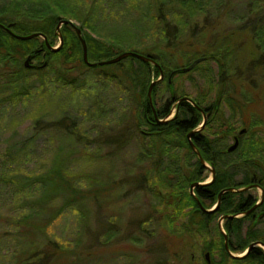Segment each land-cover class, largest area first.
Returning <instances> with one entry per match:
<instances>
[{"label":"rangeland","instance_id":"374dc122","mask_svg":"<svg viewBox=\"0 0 264 264\" xmlns=\"http://www.w3.org/2000/svg\"><path fill=\"white\" fill-rule=\"evenodd\" d=\"M18 1L20 2L16 1V4L21 5V8L24 3L29 4L27 0ZM80 1L92 3L93 20L92 17L89 19L91 25L96 26L102 35L108 34V39L114 43L112 45H118L119 39H123L119 48H113L114 54L131 49L146 54L147 49L150 54L156 55L155 49H158L164 53L162 58L169 64V70L186 65L199 54L197 51L208 52L212 49L211 36L217 35L218 38L219 34L228 33L229 29L239 23L238 17L245 13V8L251 5L250 0H229L228 4H221V0H199L200 4L194 11L198 12L194 17L196 26L191 34L182 30L177 45L166 47L163 36L159 33V26L152 19L151 0H77L75 5ZM9 4V0H0V19L5 20L9 16ZM22 11L16 12L19 21L25 20ZM204 17H208L209 27L201 29ZM71 20L75 25H80L78 21ZM82 29L84 33L98 38L93 28ZM230 40L239 44L245 40V36L236 32ZM57 42V36L54 35L49 44L56 45ZM150 47L154 50H150ZM246 48V45H241L235 57L237 61L231 67H236L241 74H232L229 69L227 77L230 83L226 81L225 86L232 87L236 92L246 90L250 100L240 112L233 115H230L225 103H222L216 117L203 128V134L212 138L222 136L221 131L224 133L231 127L230 135L224 140V149L233 142L232 137L240 129H245L243 124L249 121L254 122L250 139H260L255 145L260 143L263 145L261 148L264 147V85H261L252 70H245ZM40 57L30 59L29 63L39 65L46 61L42 54ZM87 58L94 61L96 57L89 54ZM131 60L126 57L120 63L96 66L79 64L62 73L65 80L56 75V72L63 71L64 66L50 60V65L41 69L40 80L37 76L39 71L23 68L26 83L22 84L27 85L25 93L12 98L0 95V264H11L14 260L13 251L19 247L20 236L15 223L17 216L23 213H33L36 216L37 212L40 218L47 211L36 206L20 213L24 208L20 201L25 195L12 192L11 184L2 175L12 170L32 174L46 171L59 147L61 154L66 155L64 169L78 187H86L92 182V176L105 177V173H109L108 178L112 184L118 183L120 186L116 200L99 201L94 197L85 199L86 217L81 206L71 204L40 228L38 235L45 234L55 240L66 252L63 259L73 261L66 264H203L199 247L210 234L203 237L193 225L187 226L190 231L186 227L178 234L175 229L180 225V219L172 225L168 217L172 214L171 207L166 208L161 200L156 201L152 197L156 191L163 195L168 191L157 184L158 169L164 165L170 168L172 162L176 161L183 172L186 150L183 147L175 151L176 158H169L167 155L172 152L168 150L158 163L159 156L152 150L157 149L152 145L153 140L140 134L139 130L143 126H135L138 93L130 81V75L133 74L129 71L128 64L135 67V61L129 62ZM199 64L189 72L175 75L172 78V88L176 96L196 98L204 105L212 102L215 95L214 87L208 86L207 77L209 74L213 76L217 65L212 60ZM206 67L211 69L210 73L206 71ZM9 72L10 69L0 67V77ZM248 73L253 75L249 80L250 87L245 81ZM153 77L151 69L148 79L156 78ZM71 79L73 82H70ZM161 81L155 83L153 101L151 100L155 106L165 102L171 104L172 101ZM144 93L145 90L142 97ZM173 112L172 106L169 116ZM60 118H64L68 126L71 120L74 121L71 128L74 132L68 144H63L60 131L33 128L35 120L53 123ZM30 136L31 139L25 141L22 147L27 149L25 152L19 157H6L5 149H15L19 140ZM241 140L244 141L245 136ZM249 147L248 145L245 149ZM236 149L229 154L230 159H234L240 151V147ZM205 173L209 178L207 168ZM234 180L240 181V176L235 175ZM34 193L32 188L26 195ZM248 193L258 197L260 190L254 187ZM58 201L60 199L57 197L49 204L57 205ZM254 228L264 231V217L254 224ZM39 247L43 248L44 244ZM211 261H218L215 251H212Z\"/></svg>","mask_w":264,"mask_h":264},{"label":"trees","instance_id":"16d2710c","mask_svg":"<svg viewBox=\"0 0 264 264\" xmlns=\"http://www.w3.org/2000/svg\"><path fill=\"white\" fill-rule=\"evenodd\" d=\"M9 1V16L5 20L0 19V23L3 25H6L9 22L12 23V25L9 26V29L17 34L41 32L46 36L48 43L51 44L56 21L59 18L74 19L80 23L78 27L80 28L86 43L87 55H94L96 57L94 61L106 59L115 55L112 51L113 48H119L123 42V39H119L118 45H112L114 43L112 40L108 39V34L102 35L96 26L92 27V23L90 22L93 20L91 13L92 3L87 4L85 1H80L79 4L75 5L77 0H27L29 1V4L24 3V7L21 8V5L16 4L20 1ZM227 1L228 2L221 0L219 2L221 4H228L229 0ZM250 1L251 5L246 7L245 4V13L243 12L244 14H241L238 17L239 23L233 29H229L228 33L226 32L223 35L219 34L218 38H216L217 35L211 36L213 42L212 49H207L208 52H205V50L196 52L199 53L196 57L204 56L205 59L195 64L190 70L200 65L199 63L208 60L214 61L217 65V70L213 73V76L212 74H209L207 77L208 86H213L215 90L213 101L206 102L202 105L196 98H192L206 114V121L203 128L216 117L222 103H225L230 115H233L238 111L240 112L250 100V95L246 90H239V92H236L232 87L227 88L225 86V82H229L227 77L229 69L233 72L232 74H241L239 70H236V67L231 69L233 63H236L237 61L235 57L237 51L240 50L241 45L247 46L245 70H252L261 85H264V0ZM215 3H217V1ZM199 4V0H151L153 9L152 19L157 22L159 33L163 36L166 47H175L177 45L179 34L182 30H187L191 34V31H193V28L196 26L194 17L197 16L195 14L198 13H194V11ZM18 10H23L22 12L24 13L22 14L25 20H18L16 13ZM90 18L91 20H89ZM207 18L208 17H204L201 29L209 27ZM84 27L93 28L92 30L98 38L84 33L82 29ZM236 32L245 36V40L239 44H234L233 40H230ZM60 33L62 37L61 46L56 51L52 52L46 49L42 39L37 36L24 40L16 39L0 26V67L10 69V72L6 76L0 77V95H2V97L12 98L18 94L25 93V87H27V85L22 84L26 81L23 79V68L39 71L37 76L40 80L42 74L40 72L42 71L41 69L48 67L50 65V60H55V63H58L59 66H64L63 71L56 72V75L65 80V78L62 77L63 72H67L79 64L88 66L82 62L81 46L73 27L69 24H62L60 27ZM131 50L136 52L134 49ZM150 50L154 49L150 47ZM155 50L157 51L156 55H152L150 54L151 52H148V50L145 49L146 55H149L159 65L164 75L162 81L169 92V100H172L171 104L165 102L159 106H155V104L152 103L153 107L155 106L154 110L156 116L158 118H164L170 112L174 101L183 95L176 96L173 88L171 89L168 86L166 76L173 68L169 70V64H166V61L162 58L164 53L161 50ZM200 52L202 53L200 54ZM28 54L31 55V60L41 58L40 56L42 54L46 61L44 64H31L29 67H24L21 59H24ZM130 58L135 61L134 68L128 64V69L133 74L130 75V81L133 83V89H137L138 93V102L135 105V126L146 127V129L143 128L139 130L140 134H142L141 130H151V132L148 131V135H142L153 140L152 145L157 149L152 150H155L159 156L158 159L160 161L158 160V163L162 161L160 157L166 154L168 150H171L172 152L171 155H167L169 158H176L175 151L180 150V148L184 147L186 150V165L184 164L185 169L183 172H181L182 167L178 165L176 161L172 162L173 165L170 168L167 165H164L162 168L158 169L159 176L157 184H161L168 191H166L167 193L165 195L156 191L152 194V197L156 201L161 200L162 205H166V208L168 206L171 207L172 214L171 216L168 215V217L172 225L180 219V225L175 229L177 233L181 232V230H185L188 225L196 223L200 225V227L197 228L198 230H196L198 231V234L201 233L203 237H207L208 234H210V237H205L206 239L202 241L201 248L210 251L215 249L221 258H227L231 262L250 257L254 260L252 261V264H264V251L258 247L254 249L255 253L253 254L250 253L241 258H229L224 252L222 236L217 230L215 223H213L216 214H232L243 209L241 206V203L244 200L242 197V191H225L222 193L221 206L215 211V213L207 214L199 212L198 214H192L191 209L195 206V201L193 196L188 193L189 184L193 180H200L202 178V176L197 174V171L204 167L200 164L195 153L188 146L185 134L201 121V115L193 106L185 101H180L179 103L174 104L176 110L172 118L161 124H157L155 121L152 124H149L147 119L153 118V114L151 117L152 111L150 113V106L147 102L145 93L143 97L141 94L144 90L146 92V88L150 81L148 76L151 69L154 72L153 78H155V76H158V68L137 58ZM132 60L129 62H133ZM120 61L117 63H120ZM52 70L57 69L52 68ZM206 71L210 73L211 69L206 67ZM177 74L181 73H175L172 75L171 84L172 78ZM251 76L253 75L248 73L245 77L247 85H249ZM22 79L24 80L23 82ZM70 82H73V79H71ZM154 90L155 84L151 89L152 101ZM216 97H218L217 103L215 102ZM1 101L2 99H0V102ZM32 124L34 129H36V127L40 129L52 128L55 131H60L62 133L63 144H68L70 142V138L74 132L71 129L74 125V121L71 120L70 125L68 126L65 123L64 118L57 119L56 121H53V123L35 120ZM252 124H254L252 121L243 124L245 129L243 133L237 134L238 143L230 152H227V146L224 149L223 145L225 144L224 140L230 135L231 127L228 128L227 131H224V133L221 131L222 136L218 137H208L203 134V128L200 131L191 134L190 139L197 148L201 158L208 164L212 165L216 172L215 180L209 184L203 185L205 188L209 189V194H202V197L208 200V205L213 202L219 190L224 187L243 186L249 182V179L257 180L259 187L264 193V147L261 148L263 145L260 143H256L257 145H255V142H258L260 139H250V136L252 135L250 134L252 132ZM32 136L19 140L15 149H5L6 157H19L22 152L27 150L22 149L25 141L30 140ZM243 136H245L244 141L241 140ZM242 145L244 147H242ZM248 145L250 147L245 149ZM237 147H240V151L236 154L234 159H230L228 157L229 154L237 150ZM60 148L61 147H59L57 149L58 152L53 155L50 167L46 171L32 174L22 173L19 170H12L2 175V178L11 184L12 192L25 195L20 201V204L24 207L20 213L24 212V209L36 206L42 211L47 210L42 213L40 218V214L37 213L35 209L34 212H36V216L33 215V213H23L17 216L15 223L17 224V230H19L17 234L20 236V244L17 249H14L15 252L13 251L14 260L11 264H66L73 262L68 259H66V262L65 259H63V254L66 252L55 240L45 236V234L42 236L38 235L41 231L40 228L45 226L65 207L71 204L81 206L82 213L86 217L84 207L85 199L94 197V199H98L99 201H112L119 197L120 186L118 183L112 184L109 181V173H105V177L100 176L94 178L92 176V182H89L84 188L75 185L71 179V175H69L64 169L66 168V155L63 153L61 154ZM71 150L72 149H69V151ZM235 175L240 176L239 182H235ZM105 184H107V186ZM32 188L35 193L30 194L29 196L26 195ZM193 193L195 194V192ZM166 195H168L167 198ZM57 197L60 199L57 205H50L49 203ZM253 212H251V214ZM251 214L241 217L225 218L223 227L227 233L228 241L233 245L235 244V247L233 248L235 250H242L252 239H258L264 243L263 230L245 229L242 231L245 219L249 218ZM39 222L42 224H39ZM186 230L190 231L188 227ZM37 237L39 239H37ZM42 244H44V247L40 248L39 246Z\"/></svg>","mask_w":264,"mask_h":264},{"label":"water","instance_id":"95a60500","mask_svg":"<svg viewBox=\"0 0 264 264\" xmlns=\"http://www.w3.org/2000/svg\"><path fill=\"white\" fill-rule=\"evenodd\" d=\"M62 24H69L73 27L74 29V32L79 40V43H80V46H81V58H82V62L85 64V65H88V66H94V65H104V64H110V63H115V62H118L120 61L121 59L125 58V57H134V58H137L143 62H148L150 63L151 65L155 66L158 68V76L155 78V79H151L148 83V86L146 88V92H145V95H146V98H147V102L150 106V109L152 111V114H153V119L155 121V123L157 124H161V123H164L166 122L167 120H169L170 118H172L174 116V112L176 110V107L174 106V104L176 103H179L180 101H185L187 102L188 104H190L191 106H193L195 109H197L201 115V121L195 126L193 127L192 129H190L189 131L186 132L185 134V139L187 141V144L188 146L190 147V149L195 153L197 159L199 160V162L201 163L202 166H204L205 168L208 169V171L210 172V176L209 178H206V180H204L203 182H192L189 184V188H188V192L190 195H192L198 205V207H201L204 211L206 212H210L212 210L215 209V207L217 206L218 202H219V199H220V195L225 192V191H229V192H238V191H241V190H244L246 189L247 187H244V188H234V187H225L221 190L218 191L217 195H216V201L214 202V204L209 208V209H205L201 206V204L199 203V201L197 200V197L193 194L192 192V188L196 185H206V184H209L212 179H213V173H214V170H213V167L212 165L208 164L206 165L205 161L201 158L197 148L195 147V145L193 144L192 140L190 139V136L191 134H193L194 132H198L200 131L203 126H204V123L206 121V114L204 113L203 109L201 107H199L194 101L192 98L188 97V96H181L179 98H177L174 103L172 104V106L174 107V112L172 113V115L169 116L170 112L164 117V118H158L155 114V111H154V107H153V104H152V101H151V89H152V86L157 83L158 81L162 80V77H163V74H162V71L159 67V65L157 64V62L155 60H153L149 55H146V54H140L138 52H135V51H132V50H127V51H121L109 58H106V59H101V60H96V61H89L88 58H87V47H86V43H85V40L83 38V34L80 30V28L75 25L70 19H65V18H59L56 23H55V26H54V35L57 36V39H58V42L56 45H50L47 41V38L46 36L41 33V32H31V33H27V34H17L13 31H11L9 29V26H11V23H8L6 25H3L0 23V26H2L11 36H13L14 38L16 39H21V40H24V39H30L34 36H37L39 38L42 39L45 47L49 50V51H56L60 46H61V43H62V37H61V33H60V27ZM30 54L26 55L25 58L23 59V66L24 67H29L31 66V64L29 63L30 61ZM205 57L204 56H198V57H195L194 59H192L191 61H189L186 65H183V66H179V67H176V68H173L171 69L167 76H166V81H167V84L168 86L172 89V84H171V77L173 74L175 73H184V72H187L189 71L195 64H197L198 62L204 60ZM44 62H42V64H44ZM218 101V97H216V100L215 102L217 103ZM244 129H240L238 131L237 134H241L243 133ZM232 140L233 142L226 147V151L227 152H230L232 151L237 143H238V139H237V136H233L232 137ZM257 188H259L260 190V194H259V197H258V202H260V200L262 199V189L256 184L255 185ZM256 205V203L251 207L253 208L254 206ZM226 215H224L223 217H225ZM223 217H219L218 221L223 218ZM253 244H258L259 246H261L264 250V244L261 243V242H254V243H251L247 246L246 248V251L253 245ZM225 245V244H224ZM231 255V254H230ZM233 256V255H231Z\"/></svg>","mask_w":264,"mask_h":264},{"label":"flooded vegetation","instance_id":"af4514ba","mask_svg":"<svg viewBox=\"0 0 264 264\" xmlns=\"http://www.w3.org/2000/svg\"><path fill=\"white\" fill-rule=\"evenodd\" d=\"M149 110H150V113H151V109L150 108H149ZM151 117H152V113H151ZM147 121H148L149 124H152L154 122L153 118L147 119ZM144 128L146 129V127H144ZM148 131L151 132V130H141V133L142 134H145V135H148L147 134V133H149ZM205 163H207V162H205ZM213 170H214V168H213ZM205 171H206V168L205 167L202 168V169H200V170H198L197 171V174H199V176H202V178L200 180H193L192 182H203L204 180H206V178L208 176L206 175ZM209 174H210V172H209ZM215 176H216V172L214 170L213 179H212L211 182H213L215 180ZM256 184L259 186L257 180H255V179H249V182L247 184H245L243 186H239V187H234V188H244V187H247L246 189L241 190L243 192L242 193V197L244 198L243 202L241 203V206H242L243 209H241L239 212H235V213H232V214H225L224 213V214H216L215 215V218H214V222L213 223H215V225L217 226V230L220 232V234L222 236V244H223V247H224V252L226 253V255L229 258H241V257H243L245 255L250 254V253L253 254V253H255V250L254 249L256 247L261 248L263 250V248L261 246H259L258 244H253L246 251V248H247V246L249 244L254 243V242H257V241L258 242H261L258 239H252V240H250L248 242V244L245 246V248H243L242 250H235V249H233L235 247V244L233 245L231 242L228 241L227 233L225 232V229L223 227V223L225 221V218L247 216V215L251 214V212L254 211L249 216V218H246L245 219L244 225L242 227V231H244L245 229H247V230H257V229L254 228V224L255 223H258L260 221V219L264 217V207H263L264 193L262 194V199L260 200V202H258L259 195H258V197H255V196H251L248 193V190L251 189V188L256 187L255 186ZM199 186H202L203 188L202 187H199ZM192 192H195L196 195L194 193L193 194L197 197V200L199 201V203L201 204V206L203 208H205V209H209L214 204V202L216 201V196H215V199L213 200V202H211V204H209V205L207 204L208 203V200L204 199V197H202V194H204V193L209 194V189L205 188L203 185H196V186H194L192 188ZM262 192H263V190H262ZM193 199H194V197H193ZM194 201H195V199H194ZM221 203H222V201H221V195H220L219 202H218L217 206L215 207V209L212 210V211H210V212H206L201 207H198V205H197V203L195 201V206L192 207L191 212H192V214H195V213L198 214L199 212H203V213H207V214L215 213V211L221 206ZM255 203H256V205L253 208H251ZM224 215H226V216L223 217ZM219 217H223V218H221L218 221ZM216 218H217V220L215 221ZM192 225L195 228H199L200 227V225H198L196 223H192ZM261 243H263V242H261ZM199 248H200L199 254H201V263H203V264H218V263H229V262L230 263H234V264H252V261H254L250 257H247L245 259H238L235 262H231L227 258H221L220 255H219V253L216 252V250L214 249L213 251H215L216 254L218 255V261L215 262V263H213L211 261L212 260V251L203 249L201 247H199ZM230 254L233 255V256H231Z\"/></svg>","mask_w":264,"mask_h":264},{"label":"bare ground","instance_id":"6f19581e","mask_svg":"<svg viewBox=\"0 0 264 264\" xmlns=\"http://www.w3.org/2000/svg\"><path fill=\"white\" fill-rule=\"evenodd\" d=\"M163 74V73H162ZM162 79H163V77H162Z\"/></svg>","mask_w":264,"mask_h":264}]
</instances>
